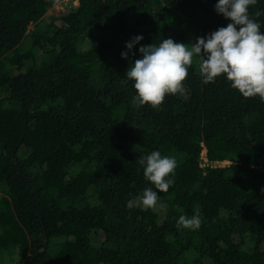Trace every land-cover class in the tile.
<instances>
[{"label": "trees", "instance_id": "1", "mask_svg": "<svg viewBox=\"0 0 264 264\" xmlns=\"http://www.w3.org/2000/svg\"><path fill=\"white\" fill-rule=\"evenodd\" d=\"M217 3L80 0L46 20L54 0H0V257L16 256L7 264H264V101L226 75L205 85L196 56L184 91L157 108L133 104L125 75L141 46L194 44L227 27ZM258 11L264 0L249 6L264 34ZM203 148L230 164L201 168ZM155 151L177 162L167 192L139 162ZM148 187L162 215L127 207ZM197 212L199 229L177 228Z\"/></svg>", "mask_w": 264, "mask_h": 264}, {"label": "clouds", "instance_id": "2", "mask_svg": "<svg viewBox=\"0 0 264 264\" xmlns=\"http://www.w3.org/2000/svg\"><path fill=\"white\" fill-rule=\"evenodd\" d=\"M256 2L218 0L215 11L231 23L206 38L197 37L194 44L177 43L168 38L159 45L141 46L142 58L135 60L125 73L129 80L134 81L138 94L133 97V104L157 108L166 95L182 93L194 56L199 58V72L205 85L226 75L231 87L244 98L259 96L264 101V34L260 31V24L249 15V6ZM255 15H264V12L258 11ZM142 40L143 36L133 37L126 44L128 52H122L121 58L128 59L129 52ZM139 162L144 165L146 181L159 192H167L174 183L171 177L177 167L175 158L162 157L159 151H155ZM157 199L158 192L148 187L142 196L131 199L127 207L147 210L156 206ZM200 226L198 212L191 218L182 215L177 222L178 229L195 230Z\"/></svg>", "mask_w": 264, "mask_h": 264}, {"label": "built area", "instance_id": "3", "mask_svg": "<svg viewBox=\"0 0 264 264\" xmlns=\"http://www.w3.org/2000/svg\"><path fill=\"white\" fill-rule=\"evenodd\" d=\"M80 0H54V4L52 9H55V12L58 13H62L65 11H69L73 8H75ZM56 5V7H54ZM230 164V162L228 161H214V162H210L207 160L206 158V152L205 149L203 148L200 152L199 155V166L201 168L204 167H210V168H222L225 166H228Z\"/></svg>", "mask_w": 264, "mask_h": 264}, {"label": "rangeland", "instance_id": "4", "mask_svg": "<svg viewBox=\"0 0 264 264\" xmlns=\"http://www.w3.org/2000/svg\"><path fill=\"white\" fill-rule=\"evenodd\" d=\"M54 7H56V5ZM55 11H56L55 9L48 10V12L45 15V19L48 20V17L50 15H56L58 12H55ZM31 29H32V27L29 28V30H31ZM24 41H25V44H27L28 43L27 41H30V40L28 38H25ZM154 210L155 211H158V213L162 215V210L160 211V208L159 207H154ZM15 257L16 256H11V257H7V258L0 257V264L11 263L13 261V259H15Z\"/></svg>", "mask_w": 264, "mask_h": 264}]
</instances>
